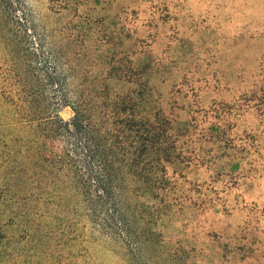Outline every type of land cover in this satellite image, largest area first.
Returning <instances> with one entry per match:
<instances>
[{
  "label": "rangeland",
  "instance_id": "rangeland-1",
  "mask_svg": "<svg viewBox=\"0 0 264 264\" xmlns=\"http://www.w3.org/2000/svg\"><path fill=\"white\" fill-rule=\"evenodd\" d=\"M70 88L107 86L184 129L141 253L86 218L70 180H38L37 131L0 32V264H264V0H24ZM64 120L71 108H62ZM35 154V152H34Z\"/></svg>",
  "mask_w": 264,
  "mask_h": 264
},
{
  "label": "trees",
  "instance_id": "trees-1",
  "mask_svg": "<svg viewBox=\"0 0 264 264\" xmlns=\"http://www.w3.org/2000/svg\"><path fill=\"white\" fill-rule=\"evenodd\" d=\"M0 32L24 81L15 105L38 134L32 157L45 162L38 180H70L93 228L141 253L160 213L141 197L163 191L167 164L183 159L184 127L162 112L143 115L132 94L70 88L66 57L24 0H0ZM66 107L69 120L60 115Z\"/></svg>",
  "mask_w": 264,
  "mask_h": 264
}]
</instances>
